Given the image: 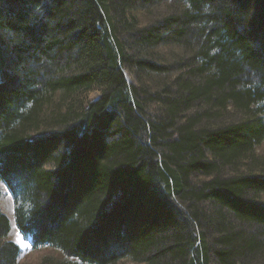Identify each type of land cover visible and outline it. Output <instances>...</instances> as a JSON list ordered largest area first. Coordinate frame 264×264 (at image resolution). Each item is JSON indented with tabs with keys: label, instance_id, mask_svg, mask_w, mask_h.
Instances as JSON below:
<instances>
[{
	"label": "trees",
	"instance_id": "trees-1",
	"mask_svg": "<svg viewBox=\"0 0 264 264\" xmlns=\"http://www.w3.org/2000/svg\"><path fill=\"white\" fill-rule=\"evenodd\" d=\"M263 142L264 0H0V264H264Z\"/></svg>",
	"mask_w": 264,
	"mask_h": 264
},
{
	"label": "rangeland",
	"instance_id": "rangeland-1",
	"mask_svg": "<svg viewBox=\"0 0 264 264\" xmlns=\"http://www.w3.org/2000/svg\"><path fill=\"white\" fill-rule=\"evenodd\" d=\"M125 77L128 82H132L130 75L125 72ZM84 101H93L97 98V92H90L82 96ZM260 155H264V142L257 149ZM0 208L7 214V216L12 220L13 219V202L8 195V192L5 188L0 185ZM7 240H11L16 243L20 249V256L16 264H41L43 259H52V260H63L65 257L61 255L60 252L56 251L50 247H41L33 248L29 238L21 236L15 227L11 230V233L7 237ZM119 264H132L128 261H123Z\"/></svg>",
	"mask_w": 264,
	"mask_h": 264
},
{
	"label": "snow or ice",
	"instance_id": "snow-or-ice-1",
	"mask_svg": "<svg viewBox=\"0 0 264 264\" xmlns=\"http://www.w3.org/2000/svg\"><path fill=\"white\" fill-rule=\"evenodd\" d=\"M5 183H8L9 184V187L11 188V184L8 181H5ZM13 192L15 194V190L14 189H13Z\"/></svg>",
	"mask_w": 264,
	"mask_h": 264
}]
</instances>
